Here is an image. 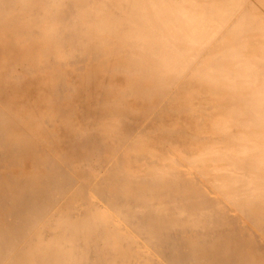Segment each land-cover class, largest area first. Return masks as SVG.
Wrapping results in <instances>:
<instances>
[{"label":"bare ground","instance_id":"1","mask_svg":"<svg viewBox=\"0 0 264 264\" xmlns=\"http://www.w3.org/2000/svg\"><path fill=\"white\" fill-rule=\"evenodd\" d=\"M0 264H264V0H0Z\"/></svg>","mask_w":264,"mask_h":264}]
</instances>
